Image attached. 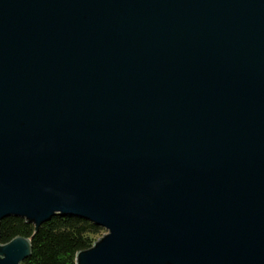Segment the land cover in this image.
<instances>
[{"label":"water","instance_id":"95a60500","mask_svg":"<svg viewBox=\"0 0 264 264\" xmlns=\"http://www.w3.org/2000/svg\"><path fill=\"white\" fill-rule=\"evenodd\" d=\"M56 216L76 264H264V0H0V223Z\"/></svg>","mask_w":264,"mask_h":264},{"label":"trees","instance_id":"16d2710c","mask_svg":"<svg viewBox=\"0 0 264 264\" xmlns=\"http://www.w3.org/2000/svg\"><path fill=\"white\" fill-rule=\"evenodd\" d=\"M101 230L75 217L56 216L35 233L25 220L8 217L0 223V245L23 237L31 242V256L23 264H76V254L89 249L90 236Z\"/></svg>","mask_w":264,"mask_h":264},{"label":"rangeland","instance_id":"374dc122","mask_svg":"<svg viewBox=\"0 0 264 264\" xmlns=\"http://www.w3.org/2000/svg\"><path fill=\"white\" fill-rule=\"evenodd\" d=\"M107 232L105 230H101L99 232V234L97 235H92L90 236V238L92 239V242L95 243L97 240H99L100 238H102V236H104Z\"/></svg>","mask_w":264,"mask_h":264}]
</instances>
